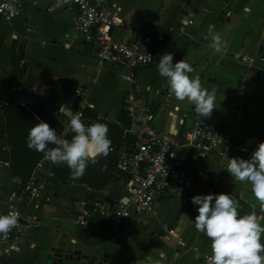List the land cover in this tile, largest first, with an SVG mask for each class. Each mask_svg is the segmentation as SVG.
Wrapping results in <instances>:
<instances>
[{"label": "crops", "instance_id": "0c3cea01", "mask_svg": "<svg viewBox=\"0 0 264 264\" xmlns=\"http://www.w3.org/2000/svg\"><path fill=\"white\" fill-rule=\"evenodd\" d=\"M9 1L17 3L21 13L11 20L0 18V104H6L10 92L27 87L48 94L54 83L62 90L81 86L86 90L87 107L116 124L131 91L140 105L153 109L154 130L175 131L177 140L184 141L185 130L196 120L226 133L231 146L221 155L216 151L201 155L182 148L183 164L190 171V189L181 195L163 192L154 201L155 214L132 215L115 243L108 241L102 224L95 221L92 229L83 230L75 220L94 202L114 205L123 200L125 179L92 192L80 184L61 185L45 160L38 163L34 171L41 181L42 196L34 203L20 205L24 227L12 242L10 255L0 259V264H46L50 250L61 247L87 255L91 261L97 258L102 264L118 260L124 264L128 259L137 264H200L203 256L212 253L211 240L195 228L199 206L191 198L196 195L228 194L239 205L240 215L255 212L264 226V211L251 186L227 172L230 159L248 160L264 142V0H108V12L120 21L118 27L110 29L112 36L126 41L141 34L152 38L156 32L165 36L153 63L136 70L133 84L122 79L125 72L121 68L96 64L89 45L72 30L64 6L49 0ZM246 7L249 12L244 11ZM210 25H215V31L227 42L223 53H216L206 39ZM165 53L173 54V63L186 59L193 68L189 76L199 77L208 91L216 89L210 118L199 119L193 105L177 101L171 93L166 97L169 85L157 70ZM12 57L19 59L24 70L21 79L11 71ZM69 119L60 114L64 131ZM2 125L0 116V132ZM128 133L136 142L135 133L129 128ZM7 162L0 138V209L9 205V195L21 187L8 175ZM164 228L172 229L185 246L179 248Z\"/></svg>", "mask_w": 264, "mask_h": 264}, {"label": "built area", "instance_id": "2783aa9c", "mask_svg": "<svg viewBox=\"0 0 264 264\" xmlns=\"http://www.w3.org/2000/svg\"><path fill=\"white\" fill-rule=\"evenodd\" d=\"M55 6H64L70 14V25L76 36L89 45L94 53L96 64L109 63L124 70L122 79L129 84L135 81L136 70L153 63L158 52L157 43L162 41L156 36L152 41L150 34H141L129 41L114 37L111 28L120 25V21L108 12V0H49ZM73 6H76L75 9ZM118 8H115L117 11ZM21 8L15 2L0 0V18H17ZM22 63V62H20ZM85 89L75 86L68 90L66 107L71 115H80V109L87 106L83 94ZM170 97V92L166 93ZM124 110L129 121V130L135 133L136 143L132 152L124 149L118 155L115 166L119 174L126 178L123 199L114 205L94 202L88 211H82L76 217L75 225L85 227L92 219L104 226L108 232V241L115 243L123 224L134 214L154 215V201L165 191L181 195L191 187L190 171L183 164L182 148H189L193 153L205 155L213 151L224 154L231 146L226 133L200 121L193 120L185 130L184 141H178L175 131H156L152 127L154 111L140 105L131 91L124 99ZM41 181L33 170L27 181L15 196L8 197L9 205L0 209V215L15 213L18 216L16 227L7 236L0 234V259L7 258L12 251V242L22 232L20 205L34 203L42 196ZM172 237L179 248L184 241L170 228L163 230ZM163 259L162 254H158ZM203 256L200 264H208Z\"/></svg>", "mask_w": 264, "mask_h": 264}, {"label": "clouds", "instance_id": "9594fccd", "mask_svg": "<svg viewBox=\"0 0 264 264\" xmlns=\"http://www.w3.org/2000/svg\"><path fill=\"white\" fill-rule=\"evenodd\" d=\"M244 11L250 9L246 7ZM206 39H210V47L216 53H223L227 48V42L215 31V25L209 26ZM160 57L157 70L167 80L170 93L177 101L193 105L199 119L210 118L215 108L216 89L208 91L202 87L199 77L191 78L189 73L193 68L186 59L173 63L171 53ZM61 112L69 111L62 106ZM69 124L74 133L70 141L59 137L48 123L40 121L29 130L27 147L43 153L44 159L52 164L66 165L70 179L76 180L83 177L89 163L109 155L112 142L105 124L86 126L76 114L70 116ZM227 172L236 181L251 186L261 211H264V142L258 144L250 159H230ZM191 202L199 206L194 220L196 230L211 240L212 254L206 257L208 264H264V243L261 242L264 226L255 212L240 215L235 199L225 193L196 195ZM17 221L15 213L0 215V234L7 236Z\"/></svg>", "mask_w": 264, "mask_h": 264}, {"label": "trees", "instance_id": "16d2710c", "mask_svg": "<svg viewBox=\"0 0 264 264\" xmlns=\"http://www.w3.org/2000/svg\"><path fill=\"white\" fill-rule=\"evenodd\" d=\"M156 36L162 37V41L157 43L159 51L165 42V36L161 32H156L152 36V41H155ZM10 65L12 73L16 75L18 79H21L24 70L19 64V59L17 57H12ZM25 89L29 88L27 87ZM52 89H56L55 83L52 84ZM63 89H67V87H63ZM0 116L3 120L0 138L3 140L4 148L7 152V173L10 177L17 179L22 186L27 181L36 165L45 160L43 153L36 152L27 147L29 130L40 122L22 106L15 108L7 103L0 104ZM80 116L86 126H90L93 123L107 125L109 129L108 137L112 142V151L109 155L106 158L100 157L96 163H89L83 177L76 180L70 179V170L66 165L57 166L47 160H45V162L50 173L61 185L80 184L86 186L92 192L100 191L108 185L115 184L121 179L126 178L115 169L118 160V152L121 148H124L130 153L134 148L133 145L136 143L135 138L128 133L129 121L125 111L120 112L116 124H112L98 117L94 110L87 106L80 109ZM73 135L74 133L71 131L69 124L63 135L59 137L70 141ZM48 147H54V145H49ZM105 165L107 166L106 170L102 171L101 169ZM94 223V220H88L83 230L92 229L91 227ZM83 235L88 237L87 234Z\"/></svg>", "mask_w": 264, "mask_h": 264}, {"label": "water", "instance_id": "95a60500", "mask_svg": "<svg viewBox=\"0 0 264 264\" xmlns=\"http://www.w3.org/2000/svg\"><path fill=\"white\" fill-rule=\"evenodd\" d=\"M75 9L76 6H73ZM68 96V90H62L60 88L53 89L48 94H41L32 89L15 90L10 92L7 104L12 107L22 106L28 110L39 122L43 121L49 124V126L56 130L57 135L63 134L65 124L60 121V114H64L66 117L71 116V110L66 107V98ZM64 107L67 111L61 112V107ZM122 202H126L123 199ZM23 224V221L21 220ZM51 256L48 258L46 264H61L62 261H74L78 264H102L97 258L91 261V258L87 255L79 254L71 250L70 248H52L50 250ZM122 260H118L114 264H122ZM124 264H137L135 259L125 260Z\"/></svg>", "mask_w": 264, "mask_h": 264}, {"label": "rangeland", "instance_id": "374dc122", "mask_svg": "<svg viewBox=\"0 0 264 264\" xmlns=\"http://www.w3.org/2000/svg\"><path fill=\"white\" fill-rule=\"evenodd\" d=\"M6 264H13V262L12 263L11 262L10 263H6Z\"/></svg>", "mask_w": 264, "mask_h": 264}]
</instances>
